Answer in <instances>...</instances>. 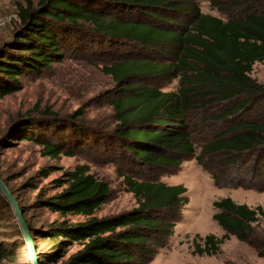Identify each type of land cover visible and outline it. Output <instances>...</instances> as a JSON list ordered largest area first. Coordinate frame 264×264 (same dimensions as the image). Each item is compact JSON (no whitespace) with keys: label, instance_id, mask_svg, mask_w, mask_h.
Here are the masks:
<instances>
[{"label":"trees","instance_id":"obj_1","mask_svg":"<svg viewBox=\"0 0 264 264\" xmlns=\"http://www.w3.org/2000/svg\"><path fill=\"white\" fill-rule=\"evenodd\" d=\"M195 0H39L37 9L19 8L22 23L9 49L0 55V98L22 90L20 79L39 77L63 62L68 52L108 51L112 64L102 72L116 82L110 104L118 124L104 139L118 147L131 164L144 169L178 168L196 154L192 132L193 112L217 104L238 102L224 110L218 120L238 116L259 101L263 87L250 74L255 64H264V0H232L245 12L225 21L203 13ZM191 2V3H190ZM192 4V5H191ZM85 36L84 40L81 38ZM86 42V43H85ZM93 47V48H92ZM90 48V47H89ZM138 56L135 57V52ZM152 53L171 58L156 61ZM180 79L176 92H163L143 83L149 77ZM33 122L17 121L7 135L34 141L51 159L75 157L62 144L41 139ZM81 143H90L88 138ZM1 140L0 145H6ZM208 153L253 157L251 172L258 176L264 162V116L242 118L227 133L204 146ZM201 161L202 159L199 158ZM242 165H245L242 164ZM55 167L43 168L48 178ZM126 188L134 194L138 208L111 218L94 215L107 202L108 184L85 165L64 171L53 181L61 193L39 201L40 207L62 215L83 216L80 223L54 222L45 231L29 225L30 234L52 242L44 261L65 264H150L164 248L187 205L188 189L147 180L134 172L124 175ZM255 184H253L254 186ZM213 219L225 232L222 237L197 236L193 254L215 256L232 237L254 244L264 257V244L254 241V224L264 215L262 206L251 208L230 197L214 202ZM0 212V230L6 229ZM42 235V236H41ZM32 239V237H31ZM18 242L0 240V264H12ZM83 248L70 254L75 246Z\"/></svg>","mask_w":264,"mask_h":264},{"label":"rangeland","instance_id":"obj_2","mask_svg":"<svg viewBox=\"0 0 264 264\" xmlns=\"http://www.w3.org/2000/svg\"><path fill=\"white\" fill-rule=\"evenodd\" d=\"M233 3L232 0L194 1L203 13L225 21L245 12V8H235ZM20 6L37 9L39 0H0V55L9 49L22 26ZM81 38L84 40L85 36ZM95 45L93 47L98 51H92L90 44L85 46L86 50L69 51L63 62L55 64L39 77H22L21 91L0 98V141L7 139L8 142L0 145V179L14 195L26 225L45 231L54 222L80 223L86 219L70 214L61 216L39 204L44 198L60 194L62 188H55L53 181L61 178L64 171H72L79 165L88 167L110 188L107 202L94 217L111 218L131 212L138 205L134 194L126 188L124 175L133 176L134 172H139L144 179H157L168 186L183 185L188 189V202L182 208L181 219L173 235L165 247L157 251L150 264H264V257L259 256L260 251L254 244L241 242L235 237L222 246L218 255L200 257L193 254L197 236L203 238L213 234L220 238L225 233L213 219L218 212L214 202L230 197L237 204H247L251 208L262 206L264 209V162L258 165L260 172L255 177L256 174L250 170L256 164L253 157H242L235 162L234 156L203 150L240 119L264 116V64H255L250 74L263 87L258 102L249 104L238 116L223 120L217 117L224 110L238 105L242 99L193 112L191 127L196 154L188 157L178 168L142 169L121 155L118 147L101 144H105L107 134L118 124V116L110 104L116 96V82L102 72V68L112 64L116 57ZM151 55L158 62L171 58L168 53ZM137 56L138 51L135 52ZM143 83L165 93L176 92L180 79L157 76L149 77ZM21 119L33 122V132H37L41 139L62 144L65 150H72L77 155L51 159L42 154V147L34 141L23 142L17 140L13 133L7 135ZM82 138H88L90 143H81ZM51 167L62 171H55L48 178L39 175L43 168ZM0 212L7 227L0 230V240L8 244L18 242L19 245L17 256L11 263L32 264L29 246L24 242L14 211L1 192ZM259 220L254 224V242L260 246L264 244V215ZM31 237L38 264H65L66 259L63 263L44 261L42 255L51 250L52 242L36 233ZM82 248V245L75 246L69 253Z\"/></svg>","mask_w":264,"mask_h":264},{"label":"water","instance_id":"obj_3","mask_svg":"<svg viewBox=\"0 0 264 264\" xmlns=\"http://www.w3.org/2000/svg\"><path fill=\"white\" fill-rule=\"evenodd\" d=\"M0 192L3 194L4 198L9 202L11 208L14 211V215L18 221V226L20 227L24 242L29 246L30 259L32 264H38V258L36 254V247L32 243L31 234L29 228L27 227L25 220L23 218L22 210L19 209L18 203L9 189H7L4 182L0 179Z\"/></svg>","mask_w":264,"mask_h":264}]
</instances>
